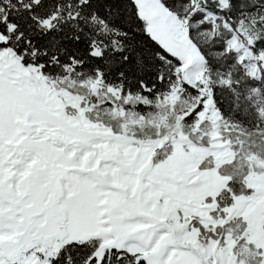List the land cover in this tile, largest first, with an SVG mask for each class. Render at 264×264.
Listing matches in <instances>:
<instances>
[{"label":"snow or ice","instance_id":"1","mask_svg":"<svg viewBox=\"0 0 264 264\" xmlns=\"http://www.w3.org/2000/svg\"><path fill=\"white\" fill-rule=\"evenodd\" d=\"M0 264H264V0H0Z\"/></svg>","mask_w":264,"mask_h":264}]
</instances>
